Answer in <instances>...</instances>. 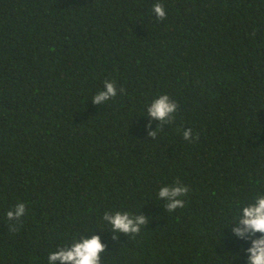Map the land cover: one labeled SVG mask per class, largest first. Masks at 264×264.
Wrapping results in <instances>:
<instances>
[{"label":"trees","instance_id":"obj_1","mask_svg":"<svg viewBox=\"0 0 264 264\" xmlns=\"http://www.w3.org/2000/svg\"><path fill=\"white\" fill-rule=\"evenodd\" d=\"M105 80L117 96L96 105ZM161 94L170 123L147 113ZM177 181L170 213L158 191ZM258 194L264 0H0V264L93 234L101 264H247L232 221ZM117 211L147 222L114 232Z\"/></svg>","mask_w":264,"mask_h":264},{"label":"clouds","instance_id":"obj_2","mask_svg":"<svg viewBox=\"0 0 264 264\" xmlns=\"http://www.w3.org/2000/svg\"><path fill=\"white\" fill-rule=\"evenodd\" d=\"M153 12L158 21L166 18L164 5L155 3ZM103 90L98 91L92 98L93 103L100 105L103 102L117 96V87L114 81L105 80ZM123 93V89H120ZM178 110V104L174 99H170L168 94H161L154 98L147 106L148 115L163 123H170L173 114ZM156 132H149V136L155 137ZM183 137L185 140L192 139V131L184 130ZM198 140L199 137L197 136ZM189 189L179 183L174 186H163L158 191V196L167 201L166 208L171 213L178 208L185 206V201L178 197L184 196ZM26 214V206L23 202L17 203L13 210L7 211V220L20 221ZM104 220H107L114 232L125 234L139 233L142 225L146 224V217L143 215L130 216L129 213L117 211L113 215L105 214ZM236 226L232 228V233L241 240H249L250 246L246 249L247 264H264V195H257L252 203L238 206V214L233 217L232 221ZM12 231L16 226L11 227ZM257 234H260L257 236ZM105 244L101 242L99 235L93 234L90 238L73 236L72 243L57 247L47 256V264H101V253L105 251ZM236 257V256H234Z\"/></svg>","mask_w":264,"mask_h":264}]
</instances>
